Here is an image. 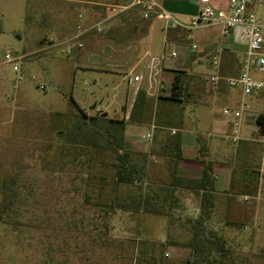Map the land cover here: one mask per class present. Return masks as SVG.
<instances>
[{"label":"rangeland","instance_id":"rangeland-1","mask_svg":"<svg viewBox=\"0 0 264 264\" xmlns=\"http://www.w3.org/2000/svg\"><path fill=\"white\" fill-rule=\"evenodd\" d=\"M134 1L0 0V264H188L190 250L184 245L192 233L179 220L181 211L158 216L119 209L123 199L135 195L137 188L116 183L117 156L111 150H101L106 140L99 135L94 138L98 125H85L81 132L76 128L79 113L73 101L89 117L107 113L110 119L124 120L116 116L124 115L122 106L128 92L124 75L115 74L105 82L95 71L85 69H118L90 64L87 56L116 55L123 44L140 40L141 29L150 22L142 19L141 11L136 6L125 12L117 9L116 14L112 11ZM250 2L264 22V0ZM128 12L126 21L123 16ZM98 24L101 32L96 31ZM189 35L190 43L199 45L205 37L216 42L223 39L219 25L202 27ZM79 42L83 47H78ZM72 48L75 51L69 52ZM6 52L17 60L6 62ZM215 54L212 50L203 52L206 66L213 64ZM230 54L225 52L216 91L209 87L208 71L186 88L185 95L192 94L186 98L196 105L187 108L185 118L191 133L207 139L211 158L221 157L237 176L244 177L249 169L255 171L257 194L247 206L255 207L259 220L252 231L258 234L254 246L260 257L245 259L244 244L237 235L230 237L228 244L233 264H264V176L260 175L264 147L224 139L230 132L231 117L222 111L242 98L238 89L227 86V79L240 72L239 63ZM118 84L120 96L113 103L112 89ZM228 90V101H222ZM204 96L217 99L204 104ZM247 101L252 103V98ZM256 117L257 112L247 117L244 137L257 132ZM77 133L80 135L75 140ZM137 136L139 143L145 144V127ZM95 140L100 145L94 146ZM128 149L131 162L143 167L141 155L131 145ZM3 182L12 185L5 191ZM153 183L167 182L161 179ZM211 228L221 235L225 232L217 225ZM211 264L230 263L225 259Z\"/></svg>","mask_w":264,"mask_h":264},{"label":"crops","instance_id":"crops-1","mask_svg":"<svg viewBox=\"0 0 264 264\" xmlns=\"http://www.w3.org/2000/svg\"><path fill=\"white\" fill-rule=\"evenodd\" d=\"M207 0H160L163 9L175 14L181 20H189L198 13ZM215 6L225 7L227 0H216L212 2ZM130 12L124 14L127 21ZM143 19V18H142ZM146 21V20H144ZM149 21V20H147ZM124 24H127L126 22ZM211 26V25H210ZM207 27V26H205ZM169 30L172 34L169 35ZM185 29L170 28L165 30L162 22L150 21L141 29L140 40L122 45L116 55L107 56L104 54L91 53L87 56L90 64L100 66H116V70L104 71L99 67H89V71H95L100 80L111 81L115 74L122 73L127 82L128 92L126 102L122 106L124 115H116L124 119L126 123L125 140L134 148V151L147 157L146 173L149 181L164 179L169 184L172 180L171 169L173 161L164 157V147L167 141L175 134L171 130H177L181 137L182 158L177 163L178 176L184 179H200L203 173V161L212 163L214 172L215 198L213 214L209 225L221 227L227 236V242H231L233 236H238L244 244L242 255L245 259L256 260L260 256L254 244L257 242L258 234L252 231L259 220L255 218V207L247 206L255 193V178L249 169L244 177L235 175L234 168L226 166L221 157L211 158L206 138L193 134L187 128L185 112L190 106L196 105L195 101H189L186 97L192 94L186 93V88L203 72L209 74L215 69V62H219L220 70L224 68L225 52L231 53L234 61L240 65L246 51V44L234 39L224 38L216 42L210 36L202 39V43H190V35ZM192 40V39H191ZM196 46V49H193ZM208 50L215 51L213 64L206 66L201 55ZM176 52V57L171 53ZM82 53H80L81 55ZM177 74L183 79V96L181 102L170 99L173 83ZM135 76H141L140 82L132 81ZM119 84L112 89L113 103L120 96ZM132 89L133 91L131 92ZM229 90L222 94V101H228ZM216 101V96H204L201 98L204 104L208 100ZM197 102V101H196ZM99 110V109H98ZM196 124L197 118L193 115ZM176 122V124H173ZM152 126L155 130L152 131ZM141 127H145L146 136L152 132L151 142L145 140V144L139 143L137 134ZM205 147L206 156L200 155V147ZM255 150V148H253ZM264 155V149H263ZM264 165V156L262 159ZM263 170V169H262ZM255 172V171H254ZM261 175V174H260ZM230 192H234L231 194ZM257 194V193H255ZM176 203L174 210L181 211V219L197 218L200 213L201 192L189 190L181 185L176 187ZM232 196L239 197L234 200ZM180 216V215H179ZM261 227L258 229L260 234ZM236 231V232H235ZM190 255V254H189ZM171 263H173L171 261ZM175 263V262H174ZM251 264H258L255 262Z\"/></svg>","mask_w":264,"mask_h":264},{"label":"trees","instance_id":"trees-1","mask_svg":"<svg viewBox=\"0 0 264 264\" xmlns=\"http://www.w3.org/2000/svg\"><path fill=\"white\" fill-rule=\"evenodd\" d=\"M168 33L171 35L172 30H169ZM183 83L182 76L177 74L173 83L172 95L170 97L172 101H182L184 89ZM73 103L79 113L76 126L77 131H83V126L88 124L98 125L100 129L95 131L94 138H97V135H99L106 140V144L101 150H111L117 156V162L115 165L116 183L133 185L138 190L135 195L123 199V203L120 204L118 208L129 213L174 216L176 210H174L173 205L177 201L175 195L176 187L184 185L185 188L196 191V193L201 192L200 213L198 217L187 218L185 221H182L183 224L190 227L192 233V238L184 245V247L190 250V257L187 263L211 264L216 260L223 261L227 259L230 264H233L227 240L209 225L213 214V202L215 198V177L212 163L206 160L203 161L204 167L200 179H184L178 176L177 163L182 158V155L181 137L180 134L177 133L167 141V144L164 147V157L167 159L170 158V160L173 161V167L171 169L172 180L169 184L161 183L156 185L147 178V157L145 155H141L145 162L143 167L137 166L130 160V153L132 152L128 149L130 145L125 140L124 133L126 123L124 120L110 119L108 116L102 117V113H99L98 117H89L75 101H73ZM261 120L262 116H259L258 121ZM61 133L63 132H60V134ZM78 135L80 134H74L75 140L78 139ZM93 145L97 146L100 144L95 140ZM200 155L206 156V150L202 143L200 147ZM11 185V183L3 182L1 185L2 190L6 191ZM9 197L12 196L10 195ZM4 205H6V203ZM5 209L6 207L3 211ZM171 244L175 246L181 245L176 242Z\"/></svg>","mask_w":264,"mask_h":264},{"label":"built area","instance_id":"built-area-1","mask_svg":"<svg viewBox=\"0 0 264 264\" xmlns=\"http://www.w3.org/2000/svg\"><path fill=\"white\" fill-rule=\"evenodd\" d=\"M216 0H207L200 8L197 14L189 20H181L172 12L165 10L160 5V0H135L131 6L114 7V14L125 12L129 7L136 6L142 13L144 20L162 22L165 30L170 28H182L187 31H195L199 28L219 25L224 38L234 37L246 44L241 69L237 76L227 79V86L230 89H238L241 93V101L235 105L223 109L222 114L231 117L229 122L230 132L224 135V139L230 143L237 144L243 140L256 142L264 147V22H261L254 9L251 8L250 0H227L225 7L215 6L212 2ZM101 24L96 26V31L101 32ZM78 37V36H77ZM78 47H83L79 42ZM196 49V46H193ZM75 51L73 48L69 52ZM176 52H172L171 56L176 57ZM6 62L14 63L17 58L10 52L5 54ZM15 70L18 67L15 66ZM209 87L216 91L219 87L222 77L220 75L219 62H215V69L207 77ZM140 82L141 76H135L130 79V83ZM252 98V103L247 99ZM257 112L254 121L257 132H253L250 137L243 136V127L247 121V117ZM262 116V120L258 121V117ZM152 126V131L155 130ZM172 134H177V130H171ZM153 138L152 132H149L145 138L147 142H151ZM264 176V170L261 172ZM169 256L168 253L165 254Z\"/></svg>","mask_w":264,"mask_h":264},{"label":"water","instance_id":"water-1","mask_svg":"<svg viewBox=\"0 0 264 264\" xmlns=\"http://www.w3.org/2000/svg\"><path fill=\"white\" fill-rule=\"evenodd\" d=\"M108 114L107 113H102V117H107Z\"/></svg>","mask_w":264,"mask_h":264}]
</instances>
